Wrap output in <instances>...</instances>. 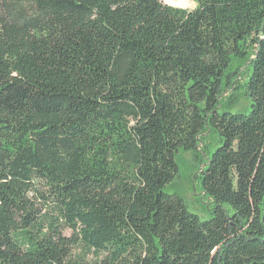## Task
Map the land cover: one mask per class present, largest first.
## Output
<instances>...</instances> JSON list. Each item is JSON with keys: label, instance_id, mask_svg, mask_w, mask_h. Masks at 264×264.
Here are the masks:
<instances>
[{"label": "trees", "instance_id": "obj_1", "mask_svg": "<svg viewBox=\"0 0 264 264\" xmlns=\"http://www.w3.org/2000/svg\"><path fill=\"white\" fill-rule=\"evenodd\" d=\"M195 1L0 0V264H264V0Z\"/></svg>", "mask_w": 264, "mask_h": 264}, {"label": "rangeland", "instance_id": "obj_2", "mask_svg": "<svg viewBox=\"0 0 264 264\" xmlns=\"http://www.w3.org/2000/svg\"><path fill=\"white\" fill-rule=\"evenodd\" d=\"M164 5L170 6L167 0H160ZM185 3L184 7H177L179 9H184L187 11L195 10L197 7L195 0H183ZM247 102L241 99L240 105L236 109L232 110V113H247L245 109ZM205 152L202 154L206 160L203 164L200 158L193 152L179 153L176 157L177 164L179 167V172L173 182L166 188V191L170 194L177 195L186 203L189 211L192 214L197 215L201 220L209 219L208 213V201L204 198L202 194V188L199 183V173L203 168L208 165V158L212 157V154L221 146L217 136L213 134H208L204 137ZM203 149V148H202ZM66 234H70L66 231ZM88 260L93 263L96 257L92 254L88 256Z\"/></svg>", "mask_w": 264, "mask_h": 264}, {"label": "bare ground", "instance_id": "obj_3", "mask_svg": "<svg viewBox=\"0 0 264 264\" xmlns=\"http://www.w3.org/2000/svg\"><path fill=\"white\" fill-rule=\"evenodd\" d=\"M167 1L170 4V6L175 7V8L185 6V3L183 0H167Z\"/></svg>", "mask_w": 264, "mask_h": 264}, {"label": "water", "instance_id": "obj_4", "mask_svg": "<svg viewBox=\"0 0 264 264\" xmlns=\"http://www.w3.org/2000/svg\"><path fill=\"white\" fill-rule=\"evenodd\" d=\"M172 7V6H171ZM175 8V7H174Z\"/></svg>", "mask_w": 264, "mask_h": 264}]
</instances>
